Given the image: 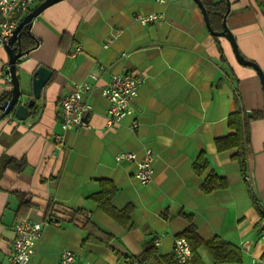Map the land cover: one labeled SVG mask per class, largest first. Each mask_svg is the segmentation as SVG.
<instances>
[{
    "label": "crops",
    "instance_id": "crops-1",
    "mask_svg": "<svg viewBox=\"0 0 264 264\" xmlns=\"http://www.w3.org/2000/svg\"><path fill=\"white\" fill-rule=\"evenodd\" d=\"M227 9L237 50L264 74V0H227ZM150 15L160 19L141 25L138 18ZM30 35L38 45L17 62L20 88L30 92L39 66L52 75L25 121L12 115L0 121V162L25 161L20 172L0 173V264H8L18 222L49 217L54 223L44 226L32 264H61L65 251L76 264H123L110 248L84 242V231L54 210L50 216L56 207L88 212L116 238L118 252L138 256L154 246L159 255H172L175 239L192 226L204 242L219 238L236 247L241 261L216 263L201 246L190 264H264V118L250 125L244 174L233 158L236 149L218 152L215 145L233 133L227 116L237 109L264 115V89L254 69L236 63L229 42L210 34L193 0H64L32 22ZM0 61L8 64L6 52ZM6 66H0V97L11 91ZM124 73L142 80L136 112L112 124L102 90ZM82 84L90 87L84 98L92 107L91 129L64 133L58 150L59 99ZM134 119L139 126L132 130ZM145 150L155 160L151 180L142 184L133 177L134 165L116 163L115 156L133 152L140 158ZM200 155L208 164L202 175L193 167ZM210 171L227 187L204 194L201 184ZM100 180L118 189L114 209L132 208L129 228L89 199Z\"/></svg>",
    "mask_w": 264,
    "mask_h": 264
},
{
    "label": "trees",
    "instance_id": "trees-1",
    "mask_svg": "<svg viewBox=\"0 0 264 264\" xmlns=\"http://www.w3.org/2000/svg\"><path fill=\"white\" fill-rule=\"evenodd\" d=\"M44 0H37L36 4L41 3ZM204 6L212 29H222L220 22L222 21L226 10L227 0H200ZM219 24V28L215 27L214 23ZM38 45V41L32 38L30 34L22 30L21 32V50L22 52H30ZM19 61V60H18ZM10 98V93H6L0 97V105ZM228 117V128L233 131L232 134L217 139L215 141L216 149L218 152L236 149L234 160L239 164L242 174L245 173L247 168V147L250 142V125L253 121L264 118V115L258 112H247L243 109H237L231 113ZM25 166L24 160L2 159L0 162V173L10 168L16 172H20ZM194 170L198 175H202L208 168V164L203 155H200L193 164ZM226 180L217 176L213 172H209L201 184V191L204 194H209L217 190H222L227 187ZM100 190L92 194L89 199L96 203L97 207L113 219L118 224L129 228L130 214L132 208L130 206L116 210L112 207L111 201L114 195L117 193V187L109 180L99 181ZM254 206L257 208V203L254 201ZM53 210L59 215V217L70 224L80 228L85 233L84 242L93 243L110 248L112 251L123 260V264H179L172 255L161 256L158 254L157 249L154 246H150L142 251L138 256L132 255L127 252H118L113 248V244L117 242L116 238L110 234L103 232L91 219L88 212L81 209H70L65 207H56L50 209V216L53 215ZM54 213V214H55ZM178 237H183L188 242L191 250L195 253L196 249L204 246L210 253L214 262L216 263H239L241 261L240 251L224 242L219 238H214L209 241H202L197 236L194 227H188ZM195 256H193L194 258ZM192 258V263L195 259ZM186 263V264H190Z\"/></svg>",
    "mask_w": 264,
    "mask_h": 264
},
{
    "label": "built area",
    "instance_id": "built-area-1",
    "mask_svg": "<svg viewBox=\"0 0 264 264\" xmlns=\"http://www.w3.org/2000/svg\"><path fill=\"white\" fill-rule=\"evenodd\" d=\"M153 1L166 4L174 0ZM32 6L33 0H0V54L5 52L4 48L12 37L14 30L22 18L32 10ZM159 19L160 17L156 15L138 18L143 26L154 23ZM110 41L111 39L108 40V43ZM78 52L79 49H76L74 53ZM3 65H7L4 78L10 84L8 64H3L0 61V66L3 67ZM141 84L142 80L132 73L118 74L111 77V80L102 90V95L109 102L107 117L110 123L118 124L126 118L134 117L136 112L135 100ZM89 89L90 87L86 84L78 85L73 92L60 97L58 119L62 134L53 136L56 149H62L64 133L75 128L83 131L91 129L89 115L92 107L84 98V94ZM138 126V121L134 119L131 124L132 130H135ZM154 160L155 156L151 150H145L140 158L133 152L121 153L115 156L116 163L128 162L134 165L133 177L142 184H146L151 180ZM245 180L248 181L249 178L245 177ZM52 223L54 221L50 217L44 223L18 222L14 226L15 239L13 250L8 257V264H32V257L35 254L37 244L42 238L43 228ZM261 223L264 225V222ZM172 254L179 264L191 262L194 256L188 242L183 237L175 239ZM61 264H76L74 256L69 251L63 252Z\"/></svg>",
    "mask_w": 264,
    "mask_h": 264
},
{
    "label": "water",
    "instance_id": "water-1",
    "mask_svg": "<svg viewBox=\"0 0 264 264\" xmlns=\"http://www.w3.org/2000/svg\"><path fill=\"white\" fill-rule=\"evenodd\" d=\"M64 0H44L35 6L26 16L22 18L18 26L13 32L12 37L9 39L4 50L8 57V72L11 79V91L10 98L0 105V121L4 118L12 115L17 121H25L29 110L32 109L41 97V92L51 78L52 72L43 66H39L32 73L30 80V92L22 90L20 88L21 79L17 75V62L21 58L27 55V52H22L21 50V32L22 30L30 34V28L32 22L47 8L61 2ZM198 8L201 10L204 17L205 25L210 34L213 37H220L226 39L233 51L236 63L241 66L251 67L257 73L260 79L262 89H264V74L261 70L252 62H248L237 50V45L234 36L231 34L230 30L227 28L225 23V16L223 17L220 31H214L210 25V21L207 12L202 5L200 0H193ZM228 11V9H227Z\"/></svg>",
    "mask_w": 264,
    "mask_h": 264
},
{
    "label": "rangeland",
    "instance_id": "rangeland-1",
    "mask_svg": "<svg viewBox=\"0 0 264 264\" xmlns=\"http://www.w3.org/2000/svg\"><path fill=\"white\" fill-rule=\"evenodd\" d=\"M34 8V6L32 7V9Z\"/></svg>",
    "mask_w": 264,
    "mask_h": 264
}]
</instances>
